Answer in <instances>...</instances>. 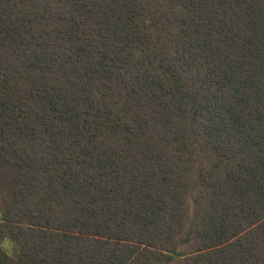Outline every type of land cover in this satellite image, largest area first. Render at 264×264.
Listing matches in <instances>:
<instances>
[{"label":"trees","instance_id":"obj_1","mask_svg":"<svg viewBox=\"0 0 264 264\" xmlns=\"http://www.w3.org/2000/svg\"><path fill=\"white\" fill-rule=\"evenodd\" d=\"M0 264H264V0H0Z\"/></svg>","mask_w":264,"mask_h":264}]
</instances>
